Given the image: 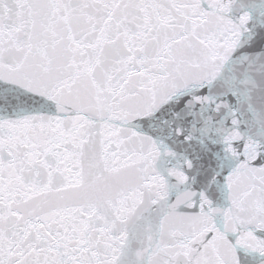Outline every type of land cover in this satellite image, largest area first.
Instances as JSON below:
<instances>
[{"label": "snow or ice", "instance_id": "6c2138e0", "mask_svg": "<svg viewBox=\"0 0 264 264\" xmlns=\"http://www.w3.org/2000/svg\"><path fill=\"white\" fill-rule=\"evenodd\" d=\"M0 264H264V0H0Z\"/></svg>", "mask_w": 264, "mask_h": 264}]
</instances>
